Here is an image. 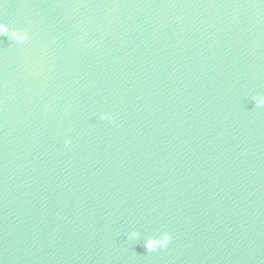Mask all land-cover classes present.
Wrapping results in <instances>:
<instances>
[{"label":"water","instance_id":"1","mask_svg":"<svg viewBox=\"0 0 264 264\" xmlns=\"http://www.w3.org/2000/svg\"><path fill=\"white\" fill-rule=\"evenodd\" d=\"M0 264H264V0H0Z\"/></svg>","mask_w":264,"mask_h":264}]
</instances>
